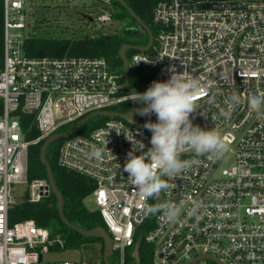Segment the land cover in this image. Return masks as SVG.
Returning <instances> with one entry per match:
<instances>
[{"label":"built area","instance_id":"1","mask_svg":"<svg viewBox=\"0 0 264 264\" xmlns=\"http://www.w3.org/2000/svg\"><path fill=\"white\" fill-rule=\"evenodd\" d=\"M1 1L0 264H83L45 262L46 254L64 249L61 235L32 220L11 226L9 211L19 202L39 203L52 194L48 179H28L31 144L93 112L128 113L132 94L124 74L105 58L27 56V9L38 1L83 3L96 8L98 21L108 26L113 23L111 0ZM153 22L154 52L134 54L130 68H155L153 81L169 79L171 67L200 78L208 88L197 98L198 110L190 118L201 128L216 129L229 151L222 157L184 151L180 159L191 161L190 167L163 177L167 190L145 199L123 166L129 152L141 155L151 147L152 133L144 124L156 122V116L136 115L135 123L110 117L88 135L65 139L58 163L94 182L91 196L113 240L118 264H126L129 251L142 238L153 248V264H190L204 256L223 264H264V117L248 105L249 97H264V0H161ZM233 95L239 104L231 103ZM125 106V112L113 110ZM20 112L34 115L41 133L36 140L26 141ZM19 188L23 193L18 202ZM169 204L180 210L175 222L162 210L145 211ZM195 264L215 263L201 258Z\"/></svg>","mask_w":264,"mask_h":264},{"label":"trees","instance_id":"2","mask_svg":"<svg viewBox=\"0 0 264 264\" xmlns=\"http://www.w3.org/2000/svg\"><path fill=\"white\" fill-rule=\"evenodd\" d=\"M129 7L145 22L152 30L153 35L157 36V28L153 22V13L156 5L161 0H124ZM113 21H125L131 19L133 25L124 28L125 35L117 36L114 33H107L102 36H78L66 34H38L35 29L30 30V34L25 42V53L31 58H64L72 56H83L92 58H105L109 64L119 73L124 74V64L120 56V49L124 44H132L138 47H146L150 38L146 31L138 27V23L116 0H111ZM89 19V18H87ZM90 20V19H89ZM146 38V42L137 44L129 37ZM133 54L136 50L130 51ZM152 48L148 54H152ZM128 58V52L126 53ZM4 63V8L0 0V71ZM156 69L150 67H132L130 69V85L133 91L145 92L152 84ZM113 110L125 112L128 106L114 107ZM3 112V103L0 101V115ZM25 139L28 142L40 137L34 121V115L19 113ZM107 118L100 117L91 120L82 128V135L90 134L94 129L106 122ZM77 123V122H76ZM67 125L59 130V133L71 130L76 124ZM81 131V130H80ZM79 134V132L77 133ZM65 139H61L51 144L46 152L53 175L58 188L60 189L65 201L66 218L79 228L91 230L96 228H106L102 216L98 210L91 211L85 206V199L92 195L95 185L94 182L74 171L61 167L58 163V150ZM44 141L31 144L28 148V179H47L46 167L41 159L40 151ZM32 220L38 227L48 229L53 235L60 234L65 242L64 249L79 248L92 243L101 244V257L103 260L104 242L101 238L84 237L78 232L69 229L59 216L58 201L53 193L39 203L22 201L15 204L9 211V224L11 226ZM153 248L142 238L139 250V264H153ZM111 264H115L110 260ZM118 264V262H117ZM126 264H136L133 257V250L129 251Z\"/></svg>","mask_w":264,"mask_h":264},{"label":"clouds","instance_id":"3","mask_svg":"<svg viewBox=\"0 0 264 264\" xmlns=\"http://www.w3.org/2000/svg\"><path fill=\"white\" fill-rule=\"evenodd\" d=\"M166 81H153L143 93L133 92L131 100L142 107L136 109L141 117L156 116V122L149 120L144 128L151 135V147L141 155L129 152L123 171L128 174L131 185L145 199L158 197L169 187L163 177L172 178L187 170L191 161L180 159L181 153L191 151L197 156L210 154L222 157L229 151L225 138L214 128L204 129L194 125L190 117L198 110L197 98L207 92L208 86L201 79L175 67ZM233 105L239 104L237 95L231 98ZM249 110L264 117V97L248 98ZM144 145L142 144V148ZM93 155L99 157L100 152ZM164 211L165 218L175 222L180 210L174 205L161 209L149 206L146 213Z\"/></svg>","mask_w":264,"mask_h":264},{"label":"rangeland","instance_id":"4","mask_svg":"<svg viewBox=\"0 0 264 264\" xmlns=\"http://www.w3.org/2000/svg\"><path fill=\"white\" fill-rule=\"evenodd\" d=\"M88 4L92 5L91 3ZM96 12V8L91 10L90 7L87 8L83 3L73 4L56 1H38L33 5L28 6V30L35 29V31L41 35H46L47 32H50V34H76L75 37L86 35L102 36L107 33H114L117 36H123L125 35L124 28L126 26L133 25L131 19H127L122 22L113 21V23L108 26L102 25L97 19L98 15ZM85 15L92 16L93 20L91 21L87 19ZM138 27L143 30L139 25ZM129 39L137 44L146 42L145 37L141 38L134 36L129 37ZM130 51L131 50L127 52L128 60L131 63L134 54ZM99 118L100 117H95L92 120H96ZM79 134L82 135V129L81 131H79ZM16 193L18 195L16 199L19 202L21 199L20 196L23 193V188H19ZM84 203L89 210H97V207L91 195L87 199H85ZM132 250L133 248L130 251ZM64 260H71L76 263L83 264H101V244L96 242L81 246L79 248L55 249L52 250L49 254H46L44 259V261L47 263H55ZM110 260L113 263L117 264L116 253H113V255L110 257Z\"/></svg>","mask_w":264,"mask_h":264},{"label":"water","instance_id":"5","mask_svg":"<svg viewBox=\"0 0 264 264\" xmlns=\"http://www.w3.org/2000/svg\"><path fill=\"white\" fill-rule=\"evenodd\" d=\"M116 1L118 3H120V5H122V7H124L127 10V12L135 19V21L138 23V25L144 31L147 32V34L149 35V38H150V42L146 47H138V46H133L130 44H124L120 49V56H121V58L123 60V64H124L125 85H126L128 92L130 94H132L133 90H132L131 85H130V69L131 68H130L129 60L127 58L126 53L129 50H136L138 52L148 53L154 45L155 36L153 35L150 27L145 22H143L141 20V18L133 11V9L131 7L128 6V4L124 0H116ZM91 21H92V19H91ZM137 108H139V103L136 101H132L131 110L128 113H119V112H115V111L93 112V113L89 114L88 116L84 117L83 119H81L79 122H77L71 130H69L67 132H62V133H57V134L51 135L50 137L45 139V141L41 147V151H40L41 159H42V161L46 167L47 179L50 183L52 193L58 201L59 216H60L61 220L69 229H72V230L78 232L79 234H81L84 237H94V238L103 239V242H104V253H103L104 264H111L110 257L114 253L113 240H112L108 230L106 228H101V227L96 228V229H91V230H85V229L77 227L76 225L71 223L66 218L64 197H63L60 189L58 188V186L56 184V181H55V178L53 175V171L51 169L50 163L48 162V159L46 156V152L52 143L57 142L61 139L70 138L72 135L78 133L87 123H89L95 117H104V118L119 117V118H122L128 122L135 123L136 120H133V117L137 115L136 114ZM140 246H141V241L139 240L136 243V246H135L134 251H133V257L135 259L136 264H139V260H140V258H139ZM201 258H207V259L213 261L215 264H223L219 259L212 257V256L199 257V258L195 259L194 261H192L190 264H195V262Z\"/></svg>","mask_w":264,"mask_h":264}]
</instances>
